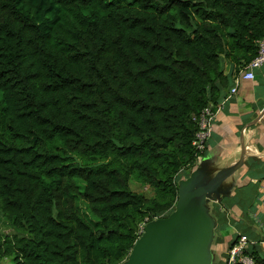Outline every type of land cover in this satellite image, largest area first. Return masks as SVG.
Masks as SVG:
<instances>
[{
    "label": "trees",
    "instance_id": "16d2710c",
    "mask_svg": "<svg viewBox=\"0 0 264 264\" xmlns=\"http://www.w3.org/2000/svg\"><path fill=\"white\" fill-rule=\"evenodd\" d=\"M263 38L264 0H0V260L125 261ZM241 196L214 206L217 242Z\"/></svg>",
    "mask_w": 264,
    "mask_h": 264
},
{
    "label": "crops",
    "instance_id": "0c3cea01",
    "mask_svg": "<svg viewBox=\"0 0 264 264\" xmlns=\"http://www.w3.org/2000/svg\"><path fill=\"white\" fill-rule=\"evenodd\" d=\"M232 70V65L226 63V74H230ZM242 70L232 78L224 104H219L215 110L208 148L200 161L201 164L204 159H209L210 173H215L238 163L242 157V149L245 150L244 165L224 183L222 189L225 193L231 186L234 187L220 204L225 199H236L241 190L243 207L240 208L235 203L227 211V218L233 226L223 234L222 242H215L213 251L216 264L226 261L230 245L240 234L247 235L253 242L249 249L257 245L264 257V67L256 69L254 81H241L237 92L230 95L235 79ZM193 171L185 178H189ZM245 197H249L252 204L250 200H244ZM212 213L217 220L213 210Z\"/></svg>",
    "mask_w": 264,
    "mask_h": 264
},
{
    "label": "water",
    "instance_id": "95a60500",
    "mask_svg": "<svg viewBox=\"0 0 264 264\" xmlns=\"http://www.w3.org/2000/svg\"><path fill=\"white\" fill-rule=\"evenodd\" d=\"M244 161L243 148L238 163L210 173V160L204 159L189 178L180 182L174 212L149 222L122 264H216L213 250L217 220L210 204H220L224 196L231 194L233 186L222 192L224 183L242 168Z\"/></svg>",
    "mask_w": 264,
    "mask_h": 264
},
{
    "label": "built area",
    "instance_id": "2783aa9c",
    "mask_svg": "<svg viewBox=\"0 0 264 264\" xmlns=\"http://www.w3.org/2000/svg\"><path fill=\"white\" fill-rule=\"evenodd\" d=\"M258 54L246 67L243 68L240 75L235 79L234 87L230 95H234L241 81H254L256 79L255 71L264 67V38L258 42ZM224 104V101L220 103ZM212 106L206 108L199 118L200 130L196 135L194 146L198 152V159L201 160L207 151L208 142L212 132V122L214 113ZM253 243L246 235H239L234 244L228 249L226 261L223 264H257L255 259L248 254L249 245Z\"/></svg>",
    "mask_w": 264,
    "mask_h": 264
},
{
    "label": "rangeland",
    "instance_id": "374dc122",
    "mask_svg": "<svg viewBox=\"0 0 264 264\" xmlns=\"http://www.w3.org/2000/svg\"><path fill=\"white\" fill-rule=\"evenodd\" d=\"M77 162H79L80 164L81 163H84L82 160H81V158H77V160H76ZM200 161L201 160H199L198 159V157H197V164L192 168V169H189V170H185L184 172H181V174H180V179H179V182H178V187H180L179 185H180V182L182 181V180H185L186 178H185V176H187V175H190V173H191V171H193V170H197L198 168H199V166H200ZM130 187H131V189L134 191V192H136V193H140V194H144L146 197H148V198H153L154 196H155V190L153 189V188H150L148 185H146L145 183H143L142 181H138V180H136L134 177L133 178H131V180H130ZM179 198V197H178ZM177 204V203H176ZM218 203H212L211 202V204H210V209L211 210H213V208H214V206L215 205H217ZM82 207L84 208V206L82 205ZM175 208H176V206H175ZM175 210V209H174ZM174 212V211H173ZM172 212V213H173ZM171 213V214H172ZM170 214V215H171ZM169 215V216H170ZM168 216V217H169ZM167 218V217H166ZM160 219H164V218H155L154 220H152V221H150V222H153V221H157V220H160ZM0 220H1V222H2V228H3V230H8L9 229V227H8V224H7V222H6V220L4 219V216H3V214L0 212ZM149 222H145V223H142L140 226H139V235H140V237H142V235L144 234V230H145V227L147 226V224H148ZM216 243H217V238H218V234H217V232H216ZM216 243L214 244V247H215V245H216ZM123 262H125V261H123ZM122 262V263H123ZM122 263H120V264H122ZM0 264H12V260L10 259V258H3V259H1L0 260Z\"/></svg>",
    "mask_w": 264,
    "mask_h": 264
}]
</instances>
